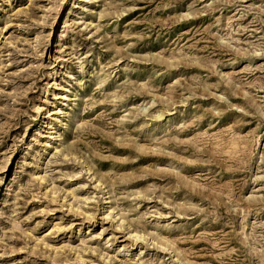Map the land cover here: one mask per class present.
<instances>
[{
  "label": "rangeland",
  "instance_id": "rangeland-1",
  "mask_svg": "<svg viewBox=\"0 0 264 264\" xmlns=\"http://www.w3.org/2000/svg\"><path fill=\"white\" fill-rule=\"evenodd\" d=\"M0 6V264H264V0Z\"/></svg>",
  "mask_w": 264,
  "mask_h": 264
},
{
  "label": "bare ground",
  "instance_id": "bare-ground-1",
  "mask_svg": "<svg viewBox=\"0 0 264 264\" xmlns=\"http://www.w3.org/2000/svg\"><path fill=\"white\" fill-rule=\"evenodd\" d=\"M74 1V0H73ZM74 3H76V1L74 2ZM2 7L0 6V13H1V11H2ZM69 19V18H68ZM61 66V65H60ZM60 66L59 67H57V70H56V73H55V75L56 76H58V73H59V68H60ZM59 94V93H58ZM164 117V112L163 111H160V112H158L156 115H155V118H157L158 120H160V119H162ZM166 117V116H165ZM165 121V120H164ZM167 122H169V121H167ZM162 123V122H161ZM44 124V123H43ZM167 128V127H166ZM144 133V132H143ZM147 136V135H146ZM233 140V139H232ZM222 141V140H221ZM231 143V142H230ZM236 144V143H235ZM235 144H230V145H235ZM230 145H228V146H230ZM216 146V145H215ZM57 147V146H56ZM235 147H236V145H235ZM236 148H238V147H236ZM239 149V148H238ZM229 150H231V149H229ZM234 151V150H233ZM231 153V152H230ZM72 154H74V153H72ZM65 156V155H64ZM67 156V155H66ZM85 167V166H84ZM88 170V169H87ZM108 194V193H107ZM108 201V200H107ZM107 209H109V208H107ZM135 224V223H134ZM131 226V225H130ZM137 227V226H136ZM134 229V228H133ZM139 229V228H138ZM164 229V228H163ZM134 231V230H133ZM142 232L143 231H140V230H137V229H135V231H134V235L137 237V238H139V237H143V236H145L144 234H142ZM157 242V241H156ZM158 243V242H157ZM160 244H162V242H160ZM159 244V245H160ZM164 247V246H163ZM167 248V247H166ZM141 251V250H140ZM177 257H178V255H177ZM178 259H179V261H181V263H182V259H181V257L179 258L178 257ZM129 263V262H128ZM127 263V264H128ZM141 263V262H140Z\"/></svg>",
  "mask_w": 264,
  "mask_h": 264
}]
</instances>
